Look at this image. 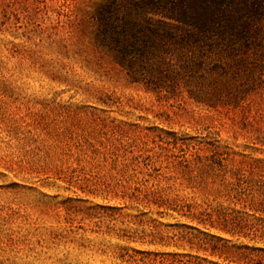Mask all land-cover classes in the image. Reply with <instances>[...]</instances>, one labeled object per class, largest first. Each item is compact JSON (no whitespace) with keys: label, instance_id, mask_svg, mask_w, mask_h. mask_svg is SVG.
Listing matches in <instances>:
<instances>
[{"label":"rangeland","instance_id":"374dc122","mask_svg":"<svg viewBox=\"0 0 264 264\" xmlns=\"http://www.w3.org/2000/svg\"><path fill=\"white\" fill-rule=\"evenodd\" d=\"M98 4L0 0V264H264V19L143 57Z\"/></svg>","mask_w":264,"mask_h":264},{"label":"trees","instance_id":"16d2710c","mask_svg":"<svg viewBox=\"0 0 264 264\" xmlns=\"http://www.w3.org/2000/svg\"><path fill=\"white\" fill-rule=\"evenodd\" d=\"M93 19L99 33L143 57L213 46L237 53L263 38L264 0H99Z\"/></svg>","mask_w":264,"mask_h":264}]
</instances>
